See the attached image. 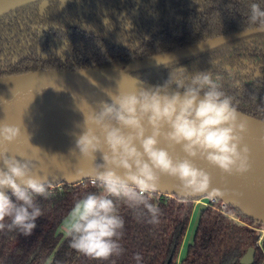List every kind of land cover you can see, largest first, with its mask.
I'll return each instance as SVG.
<instances>
[{
  "label": "trees",
  "instance_id": "1",
  "mask_svg": "<svg viewBox=\"0 0 264 264\" xmlns=\"http://www.w3.org/2000/svg\"><path fill=\"white\" fill-rule=\"evenodd\" d=\"M247 11L241 0L33 4L0 18V78L41 70L106 68L157 85L183 66L189 73L211 71L233 97L237 111L264 122V34L164 68L127 70L144 58L241 32ZM47 185L48 197H37L42 215L31 235L0 229V264H138L137 253L142 256L139 264H167L169 259L171 264H241L252 248L253 264H264V235L259 231L264 226L232 206L220 209V200L201 211L193 243L178 263L195 202L158 193L151 195V202L161 210L158 224L148 223L121 204L123 251L108 260L90 258L72 249L70 238L59 231L75 201L98 188L87 179Z\"/></svg>",
  "mask_w": 264,
  "mask_h": 264
},
{
  "label": "clouds",
  "instance_id": "2",
  "mask_svg": "<svg viewBox=\"0 0 264 264\" xmlns=\"http://www.w3.org/2000/svg\"><path fill=\"white\" fill-rule=\"evenodd\" d=\"M241 2L248 8L241 33L264 32V0ZM75 71L86 74L83 67ZM108 95L110 103L84 113V130L75 145L93 161L97 152L103 154L92 178L98 191L78 198L63 223L71 248L97 260L123 251L121 204L150 224L160 222L161 210L151 194L158 191L162 176L176 180L182 192L212 197L210 175L194 161L229 175L250 167L245 125L238 122L233 97L211 71L189 73L179 66L163 84ZM20 135V127L0 123V146ZM177 146L183 155L174 153ZM48 195V185L34 174L30 161L0 151V229L31 235L42 215L37 197ZM134 259L139 264L142 256L137 253Z\"/></svg>",
  "mask_w": 264,
  "mask_h": 264
},
{
  "label": "water",
  "instance_id": "3",
  "mask_svg": "<svg viewBox=\"0 0 264 264\" xmlns=\"http://www.w3.org/2000/svg\"><path fill=\"white\" fill-rule=\"evenodd\" d=\"M52 0H0V18L27 6ZM242 32V31H241ZM224 35L163 54L153 55L127 66V70L143 72L171 66L229 44L262 35L252 32ZM156 84L144 82L125 71L89 69L82 75L76 71L41 70L0 78V123L21 128L16 141L0 146V151L18 160L31 162L33 172L46 184H73L95 175L96 164H102V153L95 160L85 158L76 149V139L84 130L85 114L99 111L103 102L110 103L109 93L136 91ZM85 113V114H84ZM238 122L245 125L243 143L249 152V170L231 175L202 160L194 161L210 175L209 191L215 198L241 211L264 226V122L238 111ZM183 155L179 146L173 149ZM170 190V191H168ZM183 201L209 197L179 190L178 182L162 176L158 191ZM5 193H11L6 189ZM255 250L249 249L241 264L254 263ZM167 264H171V259Z\"/></svg>",
  "mask_w": 264,
  "mask_h": 264
},
{
  "label": "rangeland",
  "instance_id": "4",
  "mask_svg": "<svg viewBox=\"0 0 264 264\" xmlns=\"http://www.w3.org/2000/svg\"><path fill=\"white\" fill-rule=\"evenodd\" d=\"M160 194H162V193H160ZM162 195H165V194H162ZM166 196L171 197L172 195L167 194ZM208 198L209 197H205V198H201L198 201H195L194 210H193V213H192V216H191V220H190V223H189V226H188V229H187V232H186L184 241L182 243L180 252L178 254V258H177V262L178 263H180L186 257L187 251H188V247L193 243V239H194V236H195V232H196V229H197V226H198V221H199L200 213H201V211L204 208H206V204L205 203H208V201H209ZM259 231L261 232L262 238H263V235H264V227H261L259 229ZM59 232L61 234H63L64 237H66L65 232L63 230V225L60 228V231Z\"/></svg>",
  "mask_w": 264,
  "mask_h": 264
},
{
  "label": "built area",
  "instance_id": "5",
  "mask_svg": "<svg viewBox=\"0 0 264 264\" xmlns=\"http://www.w3.org/2000/svg\"><path fill=\"white\" fill-rule=\"evenodd\" d=\"M87 180H89L90 184L95 185V184L92 183V178H88ZM156 193L160 194L159 192H156ZM208 199H209L208 203H205L206 204V207H208V206H214L219 201L218 199L210 198V197ZM226 207H227V205L221 201V208L220 209L224 210Z\"/></svg>",
  "mask_w": 264,
  "mask_h": 264
},
{
  "label": "flooded vegetation",
  "instance_id": "6",
  "mask_svg": "<svg viewBox=\"0 0 264 264\" xmlns=\"http://www.w3.org/2000/svg\"><path fill=\"white\" fill-rule=\"evenodd\" d=\"M36 4H41V3H36ZM31 6V5H30ZM28 7V6H27ZM26 8V7H25ZM19 10V9H18ZM15 12V11H14ZM12 13V12H11ZM7 16V15H6ZM5 17V16H4ZM3 18V17H2ZM258 36V35H257Z\"/></svg>",
  "mask_w": 264,
  "mask_h": 264
},
{
  "label": "bare ground",
  "instance_id": "7",
  "mask_svg": "<svg viewBox=\"0 0 264 264\" xmlns=\"http://www.w3.org/2000/svg\"><path fill=\"white\" fill-rule=\"evenodd\" d=\"M168 191H170V190H168ZM171 192V191H170Z\"/></svg>",
  "mask_w": 264,
  "mask_h": 264
}]
</instances>
